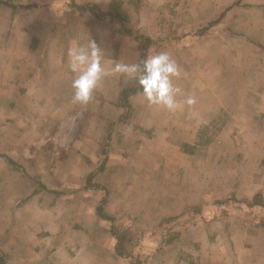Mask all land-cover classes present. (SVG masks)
I'll use <instances>...</instances> for the list:
<instances>
[{
  "label": "crops",
  "instance_id": "1",
  "mask_svg": "<svg viewBox=\"0 0 264 264\" xmlns=\"http://www.w3.org/2000/svg\"><path fill=\"white\" fill-rule=\"evenodd\" d=\"M114 1L0 0V264H264V0H173L198 23L172 29L175 111L122 98V48L73 100L69 48L102 21L77 6Z\"/></svg>",
  "mask_w": 264,
  "mask_h": 264
},
{
  "label": "rangeland",
  "instance_id": "2",
  "mask_svg": "<svg viewBox=\"0 0 264 264\" xmlns=\"http://www.w3.org/2000/svg\"><path fill=\"white\" fill-rule=\"evenodd\" d=\"M131 1L133 2L136 0H123V3L120 2V5H122V10L127 12L131 18L130 25L134 29L139 28L142 30V32L158 39V43H155V45L151 48L150 55L166 52L176 61V63L179 65V68L182 69V66L184 65L183 62L189 59L188 55L193 53V51L191 50L183 53V51H185L184 49H180V47L177 46L175 48L172 47L173 44L180 45L182 43V36L172 35L173 30L179 31L182 23H185V25L188 24L187 26L190 27H198V23L195 25L193 24V18H185L187 13L186 6L173 3V0H171L170 3L168 0H161L160 3L151 2L154 0H139L135 4H130ZM106 7V11H108L110 4L106 5ZM170 21L171 23L169 26ZM93 25V30L96 34L94 40L101 50H104L110 54H115L117 49L122 48L121 50L124 52V64L138 65L139 55H135L137 45L133 43V41L128 38H124L118 33H114L112 31V26L107 19L95 22ZM192 56H194V53ZM183 58L185 60H183ZM125 77L128 79L127 84H134L137 81V79L131 78L127 75H125ZM128 215L129 214L121 215L120 219L122 221L119 219V221L117 220V222H114V224L119 230H122L123 228L127 229V235L132 238V241L136 240L138 243L140 240H143L144 236L149 230L145 231L144 229L140 230L135 228V231H130L129 224H132V218ZM109 226L111 227V224ZM127 247L134 249V246Z\"/></svg>",
  "mask_w": 264,
  "mask_h": 264
},
{
  "label": "clouds",
  "instance_id": "3",
  "mask_svg": "<svg viewBox=\"0 0 264 264\" xmlns=\"http://www.w3.org/2000/svg\"><path fill=\"white\" fill-rule=\"evenodd\" d=\"M68 56L70 70L76 74L72 81L73 100L86 105L105 74L101 49L94 40L86 47L73 44L69 48ZM141 65L117 63L112 71L137 79L149 104L163 106L169 111L179 108L181 105L176 100V95L180 90L173 84V78H179L181 75L176 61L168 53L160 52L148 55L142 60ZM195 102L192 97L184 101L189 106Z\"/></svg>",
  "mask_w": 264,
  "mask_h": 264
},
{
  "label": "trees",
  "instance_id": "4",
  "mask_svg": "<svg viewBox=\"0 0 264 264\" xmlns=\"http://www.w3.org/2000/svg\"><path fill=\"white\" fill-rule=\"evenodd\" d=\"M77 7L80 11L90 12L95 19L98 20L108 19L112 24V31L114 33H118L124 37H128L132 41L136 42L140 53L138 65H141L142 60L146 58L148 55H150L151 47L155 45V43H158V39L153 38L149 35H145L144 33H142V31L139 28L134 29L130 25L129 15L121 10L122 7L118 3L109 12H102V10L96 4L80 5ZM135 87L136 86H131L129 88H126L123 91L122 98L127 99L129 95L136 93L137 90L142 91L140 89V86L138 88ZM121 240L122 242H124V238H121ZM121 248L122 246H120V248H118L117 246V251L119 253L122 252L123 248L122 249Z\"/></svg>",
  "mask_w": 264,
  "mask_h": 264
}]
</instances>
